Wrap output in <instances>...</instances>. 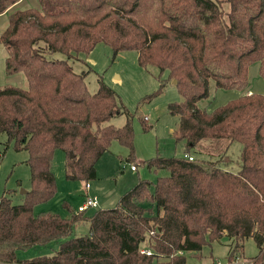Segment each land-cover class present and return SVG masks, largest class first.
<instances>
[{
	"label": "trees",
	"instance_id": "16d2710c",
	"mask_svg": "<svg viewBox=\"0 0 264 264\" xmlns=\"http://www.w3.org/2000/svg\"><path fill=\"white\" fill-rule=\"evenodd\" d=\"M18 1L0 0V14L8 12L0 43L5 73H22L26 88L0 86V134L27 152L30 188L21 203L0 196V264H186L223 237L228 261L252 238V264H262L264 95L246 88L254 62L264 80V0H38L39 9L13 8ZM99 43L113 56L134 50L141 67L158 70V88L142 100L175 81L182 99L167 111L178 118L172 136L182 155L143 160L154 181L139 177L113 207L88 215L64 202L67 216L35 213L56 194V150L65 154V177L84 181L96 177V163L112 141L133 154L132 114L120 97L101 78L91 92L85 72L68 62ZM209 80L246 91L206 111L197 102L208 96ZM121 113L124 124H105ZM141 126L152 127L144 117ZM81 222L89 232L74 236ZM52 241L58 247L51 255H16Z\"/></svg>",
	"mask_w": 264,
	"mask_h": 264
},
{
	"label": "rangeland",
	"instance_id": "374dc122",
	"mask_svg": "<svg viewBox=\"0 0 264 264\" xmlns=\"http://www.w3.org/2000/svg\"><path fill=\"white\" fill-rule=\"evenodd\" d=\"M28 7L40 8L38 0H23L15 8L24 9ZM6 20V22H5ZM6 23V24H5ZM8 15L0 17V33L7 26ZM6 49L0 43V86L14 85L26 88V80L20 73L6 74L4 60ZM50 57L65 59L62 53H53ZM68 62L76 72H85V82L88 89L93 92L98 87V79L101 80L120 97L125 109L132 114L133 128V154L129 156V150L117 141H112L108 151L104 152L96 163V177L94 179L69 180L64 175L65 154L62 150H56L53 157L52 172L56 182V194L47 202L34 207V212L50 210L60 216L68 214L63 203L77 211V207L84 201L86 196L95 197L98 202L97 208H87L85 214H91L98 208L115 206L119 195L132 187L137 178H146L154 181L155 174L141 165L145 159L155 155L170 156L182 155V145L176 143L172 130L175 128L178 118L167 111V104L180 101L176 86L166 82L163 89L149 99H143L147 94L155 91L159 86L157 78L158 70L153 66L141 67L137 62V53L134 50L119 52L113 56L111 49L102 43L97 44L92 51L78 57H70ZM247 89L257 93H264V80L258 73V63L249 66ZM166 74H162L165 78ZM246 90L222 89L209 80L208 96L197 102L199 108L211 111L214 107L221 105L229 99L244 94ZM264 95V94H263ZM146 117V123L152 127L143 131L141 120ZM126 120V115L116 114L106 121L105 124L121 126ZM7 142L5 133L0 134V152L3 153L0 161V196L9 195L12 202L21 203L23 194L21 189L30 188L29 167L25 160V150H15L13 143ZM233 162L232 170L237 168L238 145L233 143L229 149ZM137 166V171H130L129 165ZM89 188H85V184ZM10 190L8 193L7 191ZM87 193V194H86ZM89 232L86 222L77 224L73 230L74 236L85 235ZM58 247L57 241L46 245H36L28 249L16 251L18 258H31L36 255H51ZM228 241L225 237L204 245L201 249V257L190 256L187 258L189 264H252V258L257 254V247L252 238L244 241L242 253L235 260L228 261ZM153 264H156L155 261ZM264 264V261L262 262Z\"/></svg>",
	"mask_w": 264,
	"mask_h": 264
},
{
	"label": "built area",
	"instance_id": "2783aa9c",
	"mask_svg": "<svg viewBox=\"0 0 264 264\" xmlns=\"http://www.w3.org/2000/svg\"><path fill=\"white\" fill-rule=\"evenodd\" d=\"M144 119L146 120L147 118L144 117ZM189 158L191 159V157H189ZM130 169L134 170L135 169V165L131 164L130 165ZM85 187L88 188L89 184L86 183ZM90 207L97 208L98 207V202H97L95 197L86 196L84 201L77 207V212L84 211V210H86L87 208H90ZM140 251L142 253H145V254H150V250L148 248H146V247H141ZM186 264H189V263H186ZM213 264H215V263H213ZM216 264H219V262H216Z\"/></svg>",
	"mask_w": 264,
	"mask_h": 264
},
{
	"label": "crops",
	"instance_id": "0c3cea01",
	"mask_svg": "<svg viewBox=\"0 0 264 264\" xmlns=\"http://www.w3.org/2000/svg\"><path fill=\"white\" fill-rule=\"evenodd\" d=\"M23 0H20V1H18L14 6H13V8H15L18 4H20L21 2H22ZM5 15H8V12H4V13H1L0 14V17H1V19L5 16ZM5 22H6V20H5ZM6 24V23H5ZM249 73V72H248ZM20 74H22V73H20ZM23 75V74H22ZM247 92L248 93H251V92H254V91H252V89H247ZM262 94H264V93H262ZM104 154V153H103ZM102 156V155H101ZM129 169H130V165H129ZM130 171H132V172H134V171H137V166H136V168L134 169V170H131L130 169ZM139 178V177H138ZM137 178V179H138ZM136 183V182H135ZM86 185V184H85ZM86 188V187H85ZM89 188V187H88ZM88 188H86V189H88ZM87 194V193H86ZM120 196V195H119ZM74 211V210H73ZM74 212H77V211H74ZM65 216H67V214L65 215Z\"/></svg>",
	"mask_w": 264,
	"mask_h": 264
},
{
	"label": "water",
	"instance_id": "95a60500",
	"mask_svg": "<svg viewBox=\"0 0 264 264\" xmlns=\"http://www.w3.org/2000/svg\"><path fill=\"white\" fill-rule=\"evenodd\" d=\"M172 83H173V84H175V81H174V80H172ZM71 155H72V154H71ZM20 192H21V193H25V192H26V190H24V189H21V190H20Z\"/></svg>",
	"mask_w": 264,
	"mask_h": 264
}]
</instances>
